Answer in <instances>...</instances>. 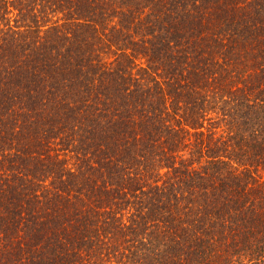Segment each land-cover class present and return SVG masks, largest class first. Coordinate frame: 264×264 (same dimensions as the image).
<instances>
[{
    "label": "trees",
    "instance_id": "1",
    "mask_svg": "<svg viewBox=\"0 0 264 264\" xmlns=\"http://www.w3.org/2000/svg\"><path fill=\"white\" fill-rule=\"evenodd\" d=\"M0 264H264V0H0Z\"/></svg>",
    "mask_w": 264,
    "mask_h": 264
}]
</instances>
